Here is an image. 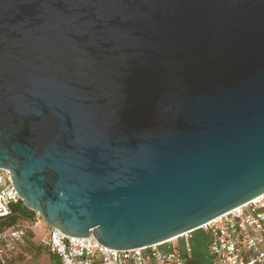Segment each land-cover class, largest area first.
Masks as SVG:
<instances>
[{
  "label": "water",
  "instance_id": "obj_1",
  "mask_svg": "<svg viewBox=\"0 0 264 264\" xmlns=\"http://www.w3.org/2000/svg\"><path fill=\"white\" fill-rule=\"evenodd\" d=\"M0 167L116 249L262 194L264 0H0Z\"/></svg>",
  "mask_w": 264,
  "mask_h": 264
},
{
  "label": "built area",
  "instance_id": "obj_2",
  "mask_svg": "<svg viewBox=\"0 0 264 264\" xmlns=\"http://www.w3.org/2000/svg\"><path fill=\"white\" fill-rule=\"evenodd\" d=\"M20 200L8 169L0 167V220L11 213V204ZM26 223L0 226V264H9L27 246L29 228H43L39 244L49 261L44 264H187L193 254V235L205 237L207 264H264V192L198 227L152 244L127 249L109 248L96 241L63 234L37 218ZM21 264H39L28 261ZM33 256V255H32ZM56 257V259H52Z\"/></svg>",
  "mask_w": 264,
  "mask_h": 264
},
{
  "label": "trees",
  "instance_id": "obj_3",
  "mask_svg": "<svg viewBox=\"0 0 264 264\" xmlns=\"http://www.w3.org/2000/svg\"><path fill=\"white\" fill-rule=\"evenodd\" d=\"M35 216H36V212L28 209L20 199L16 203L11 204V213L5 218L0 220V226L3 227V226H10L15 223H26L28 220L30 221L34 219ZM42 222L44 221L42 220ZM205 240L206 237L199 231H196L194 233L193 254L187 264H207L203 252ZM36 248H38V246H36ZM23 256H24L23 253H20L18 256H12L9 259V264H19V262L24 259Z\"/></svg>",
  "mask_w": 264,
  "mask_h": 264
},
{
  "label": "rangeland",
  "instance_id": "obj_4",
  "mask_svg": "<svg viewBox=\"0 0 264 264\" xmlns=\"http://www.w3.org/2000/svg\"><path fill=\"white\" fill-rule=\"evenodd\" d=\"M37 218H39V219H41V217H40V215L38 214V213H36V216H35V218L34 219H32V220H30L31 222H33V221H35ZM27 223L30 225V226H32V224L29 222V220L27 221ZM41 224L43 225V222H41ZM29 243H28V245H30L29 247L28 246H26V248L23 250V252L24 253H27L28 252V258H29V256H30V258H29V260L30 259H32V261L34 260V258L33 257H31L32 256V254H33V251H34V249H35V245H36V243L39 241V239H41L43 236H44V229L43 228H29ZM40 248V247H39ZM38 248V249H39ZM39 252H40V249H39ZM38 252V253H39ZM41 253V252H40ZM24 258L26 257L27 258V255L26 254H24V256H23ZM52 259H56V257H53ZM46 262H47V257H46ZM21 262H22V260L19 262V264H21Z\"/></svg>",
  "mask_w": 264,
  "mask_h": 264
},
{
  "label": "crops",
  "instance_id": "obj_5",
  "mask_svg": "<svg viewBox=\"0 0 264 264\" xmlns=\"http://www.w3.org/2000/svg\"><path fill=\"white\" fill-rule=\"evenodd\" d=\"M29 234H28V236H27V246H29L28 245V243H29ZM36 246H38V248L40 249V252H39V249L38 248H36ZM23 251V250H22ZM39 252V253H38ZM23 253V255L24 254H28V252L27 253H24V252H22ZM33 256H31V257H33L34 258V262L35 263H39V264H44V263H47L48 261H49V259H50V257L48 256V253L46 252V250H45V248H43L40 244H39V241L36 243V245H35V249H34V251H33V254H32ZM46 257H47V262H46ZM26 259V257L23 259V260H25ZM22 260V261H23ZM28 261H31V262H33L32 261V259H30V260H28Z\"/></svg>",
  "mask_w": 264,
  "mask_h": 264
}]
</instances>
